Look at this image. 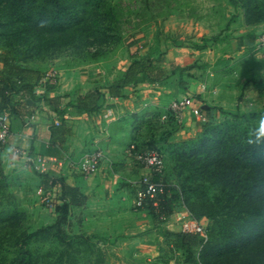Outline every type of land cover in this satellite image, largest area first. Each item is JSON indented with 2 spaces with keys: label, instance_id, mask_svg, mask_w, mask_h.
<instances>
[{
  "label": "rangeland",
  "instance_id": "1",
  "mask_svg": "<svg viewBox=\"0 0 264 264\" xmlns=\"http://www.w3.org/2000/svg\"><path fill=\"white\" fill-rule=\"evenodd\" d=\"M121 4L122 16L118 17L115 24L118 26L119 38L104 45L87 46L83 52L38 49L31 40L25 39V33L23 36L15 35L16 28H12L6 21V16L3 17L0 13V54L5 55L14 65L38 71L40 78L46 79L49 74H54L55 84L46 83L53 89L57 88L65 75L70 77L75 69H82L84 66H90L91 82L101 83L102 86L98 87L105 88L109 82L122 76L132 55L138 53L143 56L149 48L158 47L165 55L162 67L166 72L176 66L184 68L182 85L178 84V74L170 76L165 84L176 83L177 90L180 91L187 90L188 86L186 88L185 85L189 81L194 83L195 89L191 93L189 91L188 96L198 94L201 100L199 103L211 109L216 125L232 121L231 114L237 111H254L246 108L253 101L242 98L243 86L246 81L264 84V46H254V41L264 35V14L260 21L248 20L245 18L247 8L243 6V0H121ZM244 40L252 44L249 46ZM174 48L188 49L175 52L180 57L184 53L186 60H176L171 54ZM94 87L93 91L96 90ZM18 96L21 98L17 93L6 95L4 104L0 100V115L11 113L12 109L18 107ZM148 96V106L143 107L137 115L130 114L126 119L127 123L125 121L129 127L136 125L137 128L134 127L121 140L126 149L134 145L135 152L154 147L164 154L165 172L161 180L166 185V203L159 212L148 213L147 207L136 211V191L130 181H137L143 176L140 174V165L130 161L129 171L133 168L134 172L119 173L122 170L121 163L114 161L107 168L111 179L109 181L112 189L121 190L125 199H122V204H119L118 199L114 200L117 205L114 216H107L111 222L99 225V229L92 225L86 215L90 218L93 208L91 202L87 203L85 199L84 208L71 210L62 228L68 236L88 237L93 246L101 250L102 264H205L198 252L195 254V262H191L187 259L186 252L178 247L176 237L181 231L173 215L189 211L183 202L179 185L185 182L189 175L188 169L192 167L189 160H178L179 150L175 145L199 138L203 131L186 139L181 134L176 135L181 128L170 117L166 120L167 124L159 121L160 115L168 116L167 102L161 99L158 91H151ZM161 100L163 103L156 105ZM262 107L258 102L250 109L257 108L260 111ZM183 126L184 118L181 127ZM123 150H119L118 154L122 155ZM7 157L10 159H1L5 191L24 212L21 225L29 232L51 225L56 215L53 208L42 201L43 191L48 188L44 182L46 177L44 179V175L38 173L30 162L13 152ZM69 157L76 160L73 153ZM146 173L150 174V171ZM126 174L129 175L124 176ZM59 175L61 176L56 173L54 179L57 193L61 188ZM129 178L130 181H127ZM207 191L214 193L211 189ZM102 208L105 210L101 211L100 216L112 209ZM80 211L85 215L82 216ZM198 221L207 231L208 237L212 222L207 217H201ZM224 228L226 226L222 225V230ZM31 248L43 256L47 250L61 252L63 245L58 240L49 238L34 241ZM226 252L206 262L225 264L226 260L237 261L228 257ZM82 254L81 250L78 253L79 262Z\"/></svg>",
  "mask_w": 264,
  "mask_h": 264
},
{
  "label": "trees",
  "instance_id": "2",
  "mask_svg": "<svg viewBox=\"0 0 264 264\" xmlns=\"http://www.w3.org/2000/svg\"><path fill=\"white\" fill-rule=\"evenodd\" d=\"M121 5V0H0V13L16 28L15 35L25 33V39L31 40L38 49L83 52L87 46L104 45L119 38L115 24L122 16ZM243 6L247 8L248 20L263 19L264 0H243ZM164 57L158 47L149 48L143 56L132 55L122 76L108 86L110 95L122 97L121 90L127 85H136L141 78L152 85H163L170 76L178 74V84L182 85L184 68L176 66L166 72L162 67ZM40 79L38 71L14 65L0 54L2 104L10 93L35 98L34 87ZM250 84L246 81L243 91ZM46 90L51 91L53 87L46 85ZM93 95L97 100L99 94ZM40 100L57 115L62 114L56 100L46 96ZM18 108L12 109L13 113ZM201 111L207 117L202 123L201 137L175 145L179 150L178 160H189L192 165L179 188L185 206L195 218L207 217L213 226L204 243L198 235L181 232L176 237L178 247L191 262H195L197 252L209 264L206 260L227 251V256L237 261L226 260L225 264H264V138L257 137L264 105L260 111H237L231 114L232 121L217 125L211 109ZM69 134L70 129L61 118L59 125L53 123L50 127V143L61 146ZM44 182L46 185L47 178ZM207 189L214 193L210 194ZM60 200V205L55 207L54 222L29 232L21 225L24 212L5 191L0 158V264H102L101 250L88 237L68 236L62 228L70 208L83 205L85 196L77 187L61 183ZM165 203L166 197H163L161 207ZM147 210L154 211L151 207ZM222 225L226 226L223 230ZM49 238L63 245L61 252L47 250L42 256L31 248L34 241Z\"/></svg>",
  "mask_w": 264,
  "mask_h": 264
},
{
  "label": "crops",
  "instance_id": "3",
  "mask_svg": "<svg viewBox=\"0 0 264 264\" xmlns=\"http://www.w3.org/2000/svg\"><path fill=\"white\" fill-rule=\"evenodd\" d=\"M245 42L249 46L252 44L250 41ZM182 50L188 51V49L184 48H174V52L171 54L175 56L174 58L176 60L181 58L186 60L185 55H183L184 53H181L182 57L177 56V53H175ZM89 69L90 66H84L82 69H75V72H73L70 77L68 74L65 75L57 88L51 91L46 90V81L39 80L37 83L39 86L34 87L35 98L32 99L28 97V95H23L21 98L19 97L18 112L9 113L12 136L8 141V145L0 153V156L2 160H5L4 158L10 159L7 156L11 154L12 149L14 147H20L28 151L31 155L52 158L60 163L59 161H63L65 156H71V153L78 159L85 152L92 151L95 148L103 149L105 159L100 164L98 171L93 175L87 177L82 176L79 172L68 169L65 165L59 168L58 164L52 163L49 167V174H51L54 179L56 173L61 174V176L59 175V177H61V183L77 187L80 193L85 196L86 202H91L93 212L90 214V218L88 217L89 215H86V218L91 220L92 225H96V228L99 229V225H104L105 222L106 224L111 222L110 218L107 216L111 214L112 217L114 216V208L117 207L114 200L118 199L117 201L119 204H122V199H125L121 190L112 189L113 186L109 181L111 179L108 176L109 172H107V168L110 167L114 161H118L121 163L122 169L119 173H133V168L129 171V162L133 161L138 166L140 165V169L142 170L140 173L141 175L149 172L148 169L137 160L134 151L131 152L129 148L126 149V147L123 146V141L121 140L123 136L133 130L134 127L137 128L134 124L132 127L126 124L127 117L130 116V114L137 115V112L143 107L148 106V101L146 102V99L149 98L148 93L151 91H158V95L162 96L161 99L167 102V108L170 103L176 99L191 97L194 99L193 106L185 111L183 117L184 126L181 127L180 131L177 130L176 132V135L181 134L184 136L182 138L186 139L198 135L202 130L199 114L201 113V109H203V104L199 103L201 100L197 93H195L194 96H188V92L190 91L191 93L193 89H195L194 83H191V81H187L188 83L185 87L187 88L188 86V88L185 90L186 92H184L183 90H177L176 83L169 82L165 85L155 86L147 83L141 78L136 85L125 86L121 90L122 97L111 96L108 90V86L111 82H109L107 87L99 88L98 86H102V84L91 82L89 75L91 72H89ZM93 86L96 88L94 91ZM263 88L264 84L255 82L254 84L251 83L249 88L243 91L242 98L253 101L246 107L247 110L258 111L257 108L250 109L258 102H260V106L264 105ZM95 92L99 94L97 100L93 95ZM59 94L64 95L60 96ZM45 96L49 99L56 100L58 109L62 111L61 115H57L47 104H44L43 101L40 100ZM89 97L90 101L88 100ZM162 103V100L159 102L157 101L156 105ZM93 107H95V109H92ZM109 107L113 109L114 119L111 120L109 124H106L102 119V112ZM135 115H133L134 118L136 117ZM162 115H160V119ZM61 118L70 129V134L60 146L50 143V127L53 123L59 125L61 123ZM170 119L173 120V118ZM159 121L167 124L165 121ZM123 149L126 150L124 151ZM119 150L124 151L122 155L118 154ZM115 174L118 175L116 172ZM128 175L129 174H126L124 176ZM119 177L121 178V175H119ZM126 180L130 181V178ZM59 194H61V188ZM60 203V201H57V205H60ZM84 206V204L77 207L72 206L70 212L74 208H84ZM102 207H111L113 211L111 209L107 211L106 214L103 212L102 216H100L101 211L105 210ZM53 212L55 213V210H53ZM80 212L83 214L82 211ZM84 215L85 214L82 216ZM97 219H101L102 221H98Z\"/></svg>",
  "mask_w": 264,
  "mask_h": 264
},
{
  "label": "built area",
  "instance_id": "4",
  "mask_svg": "<svg viewBox=\"0 0 264 264\" xmlns=\"http://www.w3.org/2000/svg\"><path fill=\"white\" fill-rule=\"evenodd\" d=\"M254 46L256 48L264 46V35L258 37L254 41ZM55 78L54 74H49L46 79L41 78L40 80H44L49 84H55ZM193 103L194 99L191 97H182L172 101L168 107V116L163 114L161 116V121L166 122L167 118H173L175 124L181 128L184 113L187 109L193 106ZM102 119L106 122V124H109V122L114 119L113 109L110 107L106 108L102 112ZM199 121L201 123L207 121L205 113L199 114ZM11 136L12 133L9 113L5 112L0 115V153L8 145V141ZM130 149L132 152L135 149V146L131 145ZM12 152L19 158L30 162L38 173L43 174L44 177L47 178L48 188L43 191L42 201L45 205L53 208V210H55V207L57 206V201L61 202V194L57 193L55 181L49 175L50 164H58L59 168L65 165L68 169L76 170L82 176L87 177L96 173L100 164L105 159L104 150L101 148H95L92 151L85 152L76 160L69 156H65L63 161H59L60 163L52 158L31 155L28 151L20 147H14ZM134 153L137 160L150 171V174L143 175L137 181H130L131 186L135 188L136 191L134 208L139 211L146 207H151L154 211L159 212L161 208V200L163 197H166V185L161 180V177L165 172L164 154L161 150L154 147H149L148 149L140 152L134 151ZM155 177H159V179H155ZM173 215L182 233L198 235L202 239L203 243L207 241V231L191 212L183 211L174 213Z\"/></svg>",
  "mask_w": 264,
  "mask_h": 264
},
{
  "label": "clouds",
  "instance_id": "5",
  "mask_svg": "<svg viewBox=\"0 0 264 264\" xmlns=\"http://www.w3.org/2000/svg\"><path fill=\"white\" fill-rule=\"evenodd\" d=\"M257 137L264 138V117L260 119L259 127L257 129Z\"/></svg>",
  "mask_w": 264,
  "mask_h": 264
},
{
  "label": "water",
  "instance_id": "6",
  "mask_svg": "<svg viewBox=\"0 0 264 264\" xmlns=\"http://www.w3.org/2000/svg\"><path fill=\"white\" fill-rule=\"evenodd\" d=\"M202 108L206 109V107H205V106H203Z\"/></svg>",
  "mask_w": 264,
  "mask_h": 264
}]
</instances>
